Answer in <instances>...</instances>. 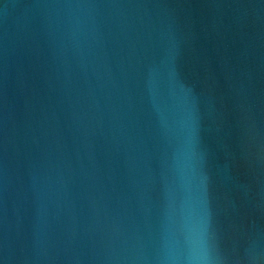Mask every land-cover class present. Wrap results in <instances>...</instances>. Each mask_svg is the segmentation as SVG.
Instances as JSON below:
<instances>
[{
    "label": "water",
    "instance_id": "1",
    "mask_svg": "<svg viewBox=\"0 0 264 264\" xmlns=\"http://www.w3.org/2000/svg\"><path fill=\"white\" fill-rule=\"evenodd\" d=\"M0 264H264V0H0Z\"/></svg>",
    "mask_w": 264,
    "mask_h": 264
}]
</instances>
